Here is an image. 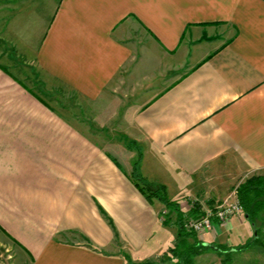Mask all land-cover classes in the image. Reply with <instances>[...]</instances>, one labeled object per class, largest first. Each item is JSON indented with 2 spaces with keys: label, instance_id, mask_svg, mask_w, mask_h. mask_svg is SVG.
<instances>
[{
  "label": "crops",
  "instance_id": "crops-1",
  "mask_svg": "<svg viewBox=\"0 0 264 264\" xmlns=\"http://www.w3.org/2000/svg\"><path fill=\"white\" fill-rule=\"evenodd\" d=\"M125 139L183 218L262 175L264 0H0V233L23 264H174ZM249 222L195 237L242 246Z\"/></svg>",
  "mask_w": 264,
  "mask_h": 264
},
{
  "label": "trees",
  "instance_id": "trees-1",
  "mask_svg": "<svg viewBox=\"0 0 264 264\" xmlns=\"http://www.w3.org/2000/svg\"><path fill=\"white\" fill-rule=\"evenodd\" d=\"M126 145L129 148H135L137 152L136 160L133 164L132 177L139 191L146 196L147 199H156L161 202L166 213L164 214V223L168 224L170 215H175L174 225L176 227V243L169 249L170 259L174 260V264H193L194 258L201 255L205 251L214 250L221 259V264H231L232 254L243 252L256 245H261L264 248V242L260 240L259 229H255V237L253 240L246 242L238 247H220L203 245L197 241L195 233L187 232L183 228V216L177 204L169 200L165 187L148 182L139 172V164L142 157V152L132 140L125 139ZM237 199L242 207V211L246 218L255 224V221L260 219V215L264 210V176H253L240 183L236 189ZM198 210V205L193 204L190 214L192 217H200L203 213L195 215ZM264 237V236H263ZM132 264H152L151 262L132 263Z\"/></svg>",
  "mask_w": 264,
  "mask_h": 264
},
{
  "label": "built area",
  "instance_id": "built-area-1",
  "mask_svg": "<svg viewBox=\"0 0 264 264\" xmlns=\"http://www.w3.org/2000/svg\"><path fill=\"white\" fill-rule=\"evenodd\" d=\"M242 212V207L234 190L227 199L219 202L213 208L206 209L200 217L184 218L183 228L187 232L204 234L206 231L212 229L214 220L220 224H224L230 218ZM165 213L166 211L163 212V215Z\"/></svg>",
  "mask_w": 264,
  "mask_h": 264
},
{
  "label": "rangeland",
  "instance_id": "rangeland-1",
  "mask_svg": "<svg viewBox=\"0 0 264 264\" xmlns=\"http://www.w3.org/2000/svg\"><path fill=\"white\" fill-rule=\"evenodd\" d=\"M72 98L74 99L73 96ZM112 134H114V131ZM261 176H264V171L262 172ZM249 223L250 225L252 224L251 222ZM258 229L259 232H261L259 233L260 240L264 242V228L261 225V227ZM237 253L232 254L231 264H264V248L261 245L254 246L250 251L245 252L244 254L240 252ZM23 263L24 262H22L21 258L18 257L16 249L13 247V245L0 233V264Z\"/></svg>",
  "mask_w": 264,
  "mask_h": 264
}]
</instances>
